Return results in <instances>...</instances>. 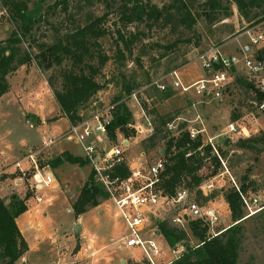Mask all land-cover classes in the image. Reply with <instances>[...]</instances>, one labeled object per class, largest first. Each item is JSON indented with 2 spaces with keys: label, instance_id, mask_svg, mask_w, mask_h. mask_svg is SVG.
Segmentation results:
<instances>
[{
  "label": "rangeland",
  "instance_id": "obj_1",
  "mask_svg": "<svg viewBox=\"0 0 264 264\" xmlns=\"http://www.w3.org/2000/svg\"><path fill=\"white\" fill-rule=\"evenodd\" d=\"M37 1L39 0H34ZM54 1H43L42 13L46 14V17L35 26L33 30L35 39L29 36L23 37L20 44L22 52L30 54V60L8 75V91L0 97V185L3 188L0 190V195L6 202H9V198L14 193L20 197H25L29 193L31 196L28 205H39L37 207L41 218L43 212H47L52 219H55L54 230L63 226V233H74L67 222L73 221L75 215L63 213L64 218L59 217L55 206L65 200V207H73L81 188L87 181L89 167H85L82 174L78 175L81 170L77 167L79 164L65 160L68 153L72 154L73 158H78L80 153L78 146L63 142L41 151L42 168L51 171L56 179L55 186L44 191L32 189L31 179H20V170L16 168V163L26 158L30 150H39L45 136H59L68 130L71 121L62 113L55 93L64 91L65 70L78 71L80 67H84L88 72L87 66H93L98 70L96 80L103 85V88L80 108V116H88L102 106L118 102L127 104L133 118L138 119H142L140 105L146 106L151 112L155 126L159 124L160 116L164 119L173 117L177 124L185 123L186 126L205 128L206 132L203 136L216 137L214 143L225 162V166L221 163L218 172L225 171L226 168L230 172V175L226 173L221 181L225 183L223 192L233 186L232 176L239 185L245 184V191L259 195L264 202V145H257V149L241 148L237 145L240 138L264 135V112L250 106L251 91L244 87H236L223 102H215L201 99L195 89L189 93L169 89L172 95L165 98L155 84V81L162 79L167 81L169 73L176 69L179 70L185 83H193L203 75L198 56L201 52L216 46H221V51L225 54L241 57L243 48L251 46V43L249 36L245 34L249 24L242 19L236 4L232 3L233 15L230 18L212 24L203 16L193 29H187L175 22L144 20L128 23L121 18L123 0H74L73 8L78 5L83 7L79 13H77L78 9H73L74 19L67 18L60 12L46 13L48 6ZM143 1L156 4L160 8L172 2V0ZM4 2L5 0H0V43H4L14 32H17V25ZM32 3L33 0L31 6ZM88 13L94 17L104 16L101 26L107 32L98 39L90 40V53L85 56L84 63H76L71 56L61 54L59 55L61 62L59 57L44 59L43 46L52 45L58 38H64L78 24L87 22ZM119 31L126 37L136 34L131 45L132 53L124 48ZM189 39L191 41H187ZM256 52V47L252 45L251 53L256 54ZM103 56L108 57L104 64L101 60ZM237 72L248 76L243 66H238ZM129 82L135 84L130 93L124 90L125 84ZM238 112L243 114L242 123L248 127L250 135L238 137L231 134V139L226 140L227 138L220 134L232 121V114ZM121 135L117 134V137ZM129 139L131 146L127 151L128 158L137 156L146 148L147 151L150 149L148 148L150 142L146 139L135 135L130 136ZM113 144H119V139L117 142L113 141ZM165 145L166 139H159L157 145L148 151V160H155L159 156L158 150L165 148ZM60 159L63 160L62 165L53 167V163H57ZM74 167H77V174L74 173ZM205 172L209 173L210 170ZM201 178L204 181L207 176ZM222 178L223 176L219 179ZM214 195L213 199L224 203L223 207L228 209L224 210L217 225V229L225 231L233 225L231 210L229 204L225 202V197H220L217 191ZM38 197H44L43 201L38 200ZM48 199L50 201L46 202ZM108 201L109 199L101 198L98 206H89L82 217V224L87 226L91 233L104 238L109 244V250H115L113 264H123V261L125 264L146 263L145 255L140 248L119 242L126 233V226L122 219L114 216V206H110V210L107 211ZM100 210L105 211L101 214ZM180 213L176 208H170L162 218L175 226L171 223V219ZM31 216L32 212L29 213V217ZM239 226L241 246L237 264H264V210L244 218ZM156 227V222H152V228ZM186 228L187 239L181 243L185 246L181 256L188 251V247L195 248L200 245V240L190 230L189 221ZM80 234L81 232L76 236ZM155 239L162 250L168 247L162 236ZM78 242L76 249L79 250L83 247V243ZM67 243L57 244L58 255L63 256L65 251L72 249ZM88 248L90 247L87 245L85 252ZM90 250L94 251V248ZM173 259V254L162 253L156 258V262L165 264ZM38 262L31 259L24 262L20 258L16 264H38Z\"/></svg>",
  "mask_w": 264,
  "mask_h": 264
},
{
  "label": "trees",
  "instance_id": "obj_2",
  "mask_svg": "<svg viewBox=\"0 0 264 264\" xmlns=\"http://www.w3.org/2000/svg\"><path fill=\"white\" fill-rule=\"evenodd\" d=\"M31 1L5 0L4 2V5L10 10L14 23L17 25V32H14L4 43H0V97L8 91V75L30 60V54L22 52L20 48L23 37L29 36V38L35 39L33 30L46 17V14L42 13L44 0L37 2L33 0L32 6L30 5ZM73 1L55 0L52 5L48 6L46 13L56 14L60 12L67 18L74 19L73 9H78L77 13H79L83 10V7L78 5L73 8ZM232 3L237 5L242 19L249 26L264 21V0H172L170 4L162 8L151 2L145 3L143 0H123L121 18L128 23L144 20L164 21V23L175 22L179 26L193 29L203 16L212 24L222 19L230 18L233 15ZM103 20L104 16L94 17L88 13L87 22L78 24L64 38H58L52 45L43 46V49H45L42 51L43 58L58 59L59 57V62H61L60 54L69 55L76 60V63L83 64L85 56L90 53V40L93 38L98 39L107 32L101 26ZM119 35L124 48L129 53H132L131 45L136 38V34L126 37L119 31ZM187 41H191V39ZM119 50L121 51V49ZM121 53L123 52L121 51ZM256 56L264 61V47L257 50ZM101 60L102 64H104L108 57L103 56ZM87 67L88 72H86L84 67H80L78 71L74 69L65 70L64 91L55 93L62 113L69 118L71 123L82 119L79 113L80 108L103 88V85L96 80L98 70L93 66ZM233 71L228 96L236 87H244L246 90L251 91V101L264 102V92L256 88L254 81L249 76L239 74L236 68H233ZM134 85V83L130 82L125 84L124 90L130 93ZM160 93L165 98L172 95L168 90L160 91ZM251 101L250 106L255 108ZM145 109L147 110L146 106ZM147 112L151 113L148 110ZM242 116L241 112L234 113L231 116L232 121L238 120ZM158 119L159 124H156L154 134L146 141L150 142L148 148L151 149L157 145L159 139H166L164 153L168 156L166 174L169 175L164 184L165 191L173 194L183 177L191 179L192 184L190 183V185H200L202 178L197 176V173L204 162V158L210 155L212 147L210 144L204 145L205 155L203 156L198 151L199 147L204 144L202 136L193 140L189 132L184 130L178 138H173L171 132L166 128V124L174 118L164 119L159 116ZM132 120L133 114L127 104L121 103L117 105L115 117L110 126L112 136L116 138L115 131L118 128L127 137L132 135L127 127ZM184 127H186L185 123L180 125V128ZM226 142L228 143V141ZM237 145L241 148L257 149V145H264V135L240 138ZM190 150L195 151V153L190 158H186L185 154ZM66 159L71 163H75L78 160L75 157L73 158L70 153L67 154ZM214 161L215 167L212 175L216 174L221 166L218 157H215ZM62 163L63 160L60 159L57 163H53V167L57 168ZM117 172L123 176L128 175V170L124 167H119ZM241 187L245 191V184L241 185ZM223 195L229 204L233 225L218 236L208 239V226H204L200 220L190 221V230L200 240V245L195 248L188 247V251L183 256L170 264H237L238 251L241 246V227L239 224L244 220L246 213L238 191L230 188L224 191ZM30 196L28 193L25 197H20L14 193L9 198V202H6L0 195V264H16L17 260L29 250L28 243L18 227L17 218L29 209L28 200ZM101 198H108L104 188L93 181H87L73 204L77 217L86 213L89 206H98ZM197 200L203 204L206 203L207 199L199 191ZM157 227L163 238H165L166 243L170 246L181 244L182 241L187 239V232L184 229L172 226L167 220L157 222Z\"/></svg>",
  "mask_w": 264,
  "mask_h": 264
},
{
  "label": "built area",
  "instance_id": "obj_3",
  "mask_svg": "<svg viewBox=\"0 0 264 264\" xmlns=\"http://www.w3.org/2000/svg\"><path fill=\"white\" fill-rule=\"evenodd\" d=\"M249 36L251 46L256 50L264 47V21L249 26L245 31ZM251 46L243 48L242 56L228 55L221 51V46L213 47L203 51L198 56L203 75L193 83L187 84L182 80L179 70H173L167 76L166 81L162 79L155 81L160 91L169 89L189 93L195 89L201 99L223 102L228 96V89L231 85L233 68L238 70V66H243L248 76L254 81L256 88L264 92V61L257 58L256 54L250 52ZM137 99V98H136ZM148 101V100H147ZM149 102V101H148ZM256 110L264 112V102L259 103L256 100L251 101ZM118 102L102 106L88 116H82V119L70 123L68 130L59 136L47 135L43 138L41 148L37 151L30 150L28 156L16 163V168L20 170V179H31L30 186L37 191H44L55 186L56 181L51 171H46L40 164L41 151L46 150L58 143H73L78 146V160L75 162L81 169L79 172L74 167V173L82 174L85 167H89L87 181H93L101 185L108 195L109 209L114 206V216L122 219L126 226L125 235L119 240L127 246L140 248L145 255L144 264H158L156 258L162 253H171L174 259L165 264H170L181 257L185 246L177 244L162 250L157 243L156 237H163L158 227L152 228V222L164 221L162 215L167 214L171 208H176L181 213L171 219V223L176 227L187 230L186 224L192 220H200L204 226H208V239L218 236L223 230L217 229L224 210V203L215 201L213 195L219 192L220 197H224L223 187L225 183L221 181L229 170L217 172L212 175L215 161L218 157L220 163L225 166L224 159L214 143L216 137L203 136L205 128H196L188 125L180 128L176 120L166 124V128L171 132L173 138H178L182 131L189 132L191 139L195 140L202 136L204 144L198 151L203 156L204 145L210 144L212 151L209 156L204 158V162L198 170L200 177L207 178L198 186L190 185L191 179L183 177L176 187L173 194L165 191L164 184L168 178L166 174V165L168 156L164 153V148L159 149V156L152 161L148 160V151L142 150L133 157H127V151L131 146L130 136H138L143 139L150 138L155 132V122L148 114L145 107L142 109V119L133 118L127 125L132 132L129 137L125 136L120 129H116V138L112 139L110 126L115 117ZM180 119V118H178ZM242 119L231 121L227 128L220 135L231 139L233 134L238 137H247L250 135L246 124ZM117 134H122L119 138ZM119 144H113V141ZM113 144V145H112ZM174 149V148H173ZM195 151H188L185 156L190 158ZM82 165V166H80ZM119 167L128 170V175L123 176L117 172ZM213 169V170H212ZM210 170V172H205ZM45 171V172H44ZM223 176L222 179H219ZM86 177V176H85ZM233 186L239 192L243 207L246 210L244 218L251 217L264 210V202L259 195L244 191L234 178L231 176ZM86 181V182H87ZM192 184V183H191ZM3 189L0 185V190ZM195 191V192H194ZM201 192L206 203L201 204L196 199L197 193ZM194 193L196 197H194ZM44 197H38L43 201ZM50 201L48 199L46 202ZM226 202V201H225ZM167 220V219H165ZM168 221V220H167Z\"/></svg>",
  "mask_w": 264,
  "mask_h": 264
},
{
  "label": "crops",
  "instance_id": "obj_4",
  "mask_svg": "<svg viewBox=\"0 0 264 264\" xmlns=\"http://www.w3.org/2000/svg\"><path fill=\"white\" fill-rule=\"evenodd\" d=\"M64 201L56 204V211H58L59 217L64 215L63 213L75 215L74 220H70L67 224L71 226L73 232V227L75 228L77 224H80L82 228L80 236H76L75 233H63V226H61L63 230L61 228L54 230L53 221L55 219H52L47 212H43V218H41L37 207L39 205L29 206V209L17 218L18 227L29 246V250L21 257L22 261L26 262L31 259L36 262L39 261L38 264H113L115 250H109V244L104 238L91 233L90 229L82 224L84 214L77 217L73 207H65ZM108 210L110 209L107 208ZM104 211L100 210L99 212L103 214ZM30 212H32L31 217H29ZM58 231L61 233L58 234ZM78 241L83 243V247L79 250L76 249L79 245ZM63 242H68L67 244L72 249L65 251L61 256V254L58 255L59 246L57 244ZM87 245L94 248V251L88 248L85 252Z\"/></svg>",
  "mask_w": 264,
  "mask_h": 264
},
{
  "label": "water",
  "instance_id": "obj_5",
  "mask_svg": "<svg viewBox=\"0 0 264 264\" xmlns=\"http://www.w3.org/2000/svg\"><path fill=\"white\" fill-rule=\"evenodd\" d=\"M81 225L80 224H77L74 228V233L75 234H79L81 232Z\"/></svg>",
  "mask_w": 264,
  "mask_h": 264
}]
</instances>
